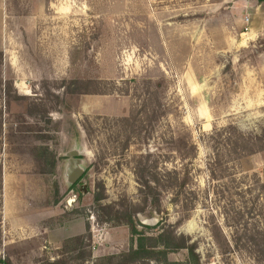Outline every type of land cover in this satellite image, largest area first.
Listing matches in <instances>:
<instances>
[{
	"label": "rangeland",
	"instance_id": "374dc122",
	"mask_svg": "<svg viewBox=\"0 0 264 264\" xmlns=\"http://www.w3.org/2000/svg\"><path fill=\"white\" fill-rule=\"evenodd\" d=\"M256 5L6 0L0 257L6 239L12 264L74 258L88 225L91 247L81 252H128L130 227L102 222L99 195L104 206L140 211L135 224L156 219L149 237L172 229L196 243L202 264H264V35L251 30L264 32V14ZM9 87L25 99L8 103ZM76 145L86 171L73 189L66 155ZM144 166L159 173V211L140 193Z\"/></svg>",
	"mask_w": 264,
	"mask_h": 264
},
{
	"label": "trees",
	"instance_id": "16d2710c",
	"mask_svg": "<svg viewBox=\"0 0 264 264\" xmlns=\"http://www.w3.org/2000/svg\"><path fill=\"white\" fill-rule=\"evenodd\" d=\"M257 1L259 4L264 3V0ZM1 66L2 53L0 52V67ZM74 84H78V81H76ZM7 92L8 103L11 101L20 102L25 99L24 97H20L16 94L13 95V93H11V87L7 89ZM144 111H146V109ZM30 115L33 116V112H30ZM154 119H157L156 116ZM139 120V115H137L134 118V121L137 122ZM73 126L79 135L76 125L73 124ZM154 170L156 171V168ZM139 173L138 183L141 186V195L144 196L146 199L145 201H151L152 212L159 211L161 194L157 190V187H155L160 184V177L158 176L159 173H152V170H150L147 166H144ZM102 201L103 198L99 195L94 198L97 211L104 213V220H102V222L113 223L115 227H130L132 234L130 239V250L119 255H108L101 257L93 263L90 262L92 257L91 252H89L87 255L85 252H81L83 249L91 247V244H86L87 241L89 243L92 241V235L89 233L90 229L88 225V233L85 236L76 239L77 247L74 249V252L78 251L76 257L71 259L60 258L53 261L44 260L39 264H202L201 256L198 253V245L196 243H191L190 239L176 235L172 229H167L159 233L157 237H149L144 231L150 229V227L141 224H135L133 220L134 214L138 215L140 211H117L110 206H104ZM138 227H142V230H139ZM183 251L187 252L185 261H169L170 255L179 254ZM0 264L10 263L8 260H4L2 257H0Z\"/></svg>",
	"mask_w": 264,
	"mask_h": 264
},
{
	"label": "water",
	"instance_id": "95a60500",
	"mask_svg": "<svg viewBox=\"0 0 264 264\" xmlns=\"http://www.w3.org/2000/svg\"><path fill=\"white\" fill-rule=\"evenodd\" d=\"M66 157L68 158V163L65 176L69 187L73 188L85 174L84 160L81 158L82 152L78 149L77 145L74 150L66 155ZM142 224L148 227L157 226L156 219L143 221Z\"/></svg>",
	"mask_w": 264,
	"mask_h": 264
},
{
	"label": "crops",
	"instance_id": "0c3cea01",
	"mask_svg": "<svg viewBox=\"0 0 264 264\" xmlns=\"http://www.w3.org/2000/svg\"><path fill=\"white\" fill-rule=\"evenodd\" d=\"M5 9H6V0H0V16L3 15V12L5 11ZM253 10H254V13H256L259 16L261 14H264V3L262 5H260V6H258V7L256 5L255 7H253ZM251 30H252V33H253V37H255V36L258 37V36L264 35V32L263 31H260L259 29L258 30L257 29L255 30L254 28L251 27ZM247 35H250V33H248ZM5 210H6V206H5V203H4V222H5V224H7L8 223V219H7V215L5 214ZM85 229H86V226H85ZM8 243H9V241L6 240V239L3 241L2 254H4L3 255V259L4 260H8L12 264L13 263L12 256L6 253V251L8 249V246H7ZM0 254H1V251H0ZM43 254H44V252L41 251L40 252V256H42ZM106 255H111V253L109 252V250H107V249L104 250L102 247H97V249L94 252L92 258L98 259V258L104 257ZM26 257L29 258V255L26 254Z\"/></svg>",
	"mask_w": 264,
	"mask_h": 264
}]
</instances>
